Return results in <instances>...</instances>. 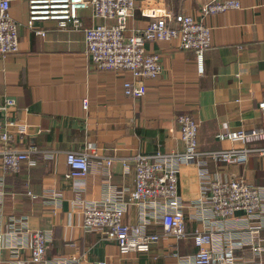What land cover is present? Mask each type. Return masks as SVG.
Listing matches in <instances>:
<instances>
[{"label":"crops","instance_id":"obj_1","mask_svg":"<svg viewBox=\"0 0 264 264\" xmlns=\"http://www.w3.org/2000/svg\"><path fill=\"white\" fill-rule=\"evenodd\" d=\"M210 1L137 0L127 34L147 26L149 20L140 10L152 3L169 4L175 14L198 18ZM238 1L239 9L205 20L212 40L202 75L193 52L181 50L176 42L149 43L147 51L160 54L163 68L157 78L145 81L147 94L137 99L125 95L123 84L132 79L130 74L90 67L82 31L61 30L52 20L37 21L36 29L46 32L37 35L28 27L27 0L12 3L20 52L0 58V120L8 117L29 126L14 145L35 151V165L25 163L18 175H5L0 167V264H34L27 234L31 230L48 232L49 261L77 256L108 264H194L193 234L199 231L212 236L209 249L225 259L212 264H264V213L255 219L237 213L216 221L198 202L202 169L223 179L243 177L264 186V158L259 156L241 165L200 157L198 163L179 166V199L186 219L183 239L165 237L146 253L123 255L105 230H87L82 224L86 205L106 199L117 204L116 195L135 190L136 156L184 152L178 116L190 115L200 123L201 153L242 146L219 141L223 131L263 126L259 104L264 102V0ZM79 16L85 27L104 22L95 21L90 9ZM9 99L15 107L5 106ZM83 101L89 103L87 109ZM71 152L90 154L87 177H66ZM162 205L144 209L129 204L124 221L131 226L145 221L146 233L161 235Z\"/></svg>","mask_w":264,"mask_h":264},{"label":"built area","instance_id":"obj_2","mask_svg":"<svg viewBox=\"0 0 264 264\" xmlns=\"http://www.w3.org/2000/svg\"><path fill=\"white\" fill-rule=\"evenodd\" d=\"M17 0H0V58L17 56L20 52L19 23L10 15L12 3ZM29 5L28 27L37 35L45 36V31L35 27L37 21H55L61 30L82 31L86 35V52L90 67L98 72H113L116 75L130 74L132 79L124 85L129 98H142L147 94V80H154L161 72L160 54L149 52L146 46L153 42H176L178 47L193 52L199 74H204V61L211 50L212 32L205 20L241 7L238 0H212L202 6L198 18L191 15L175 14L171 5L152 3L141 8L147 26L135 29L129 34L128 23L137 7V0H27ZM92 11L95 21L101 24L85 27L80 13ZM87 109L89 103L83 101ZM5 106L15 107V101L6 100ZM264 119V102L259 104ZM178 133L184 146L183 153L155 155L139 154L135 162V190L129 194L119 193L115 199L98 204L86 205L82 211L83 228L105 230L107 238L115 241L121 254L148 252L151 247L165 237H186V219L179 199V174L181 165L198 163L200 157H211L226 164L247 162L251 157L264 158V124L257 129L223 131L219 141L241 143L240 148L225 149L220 152L201 153L198 149L200 123L190 115L178 116ZM29 126L10 120H0V167L5 175H18L25 163L34 166L32 149H18L14 142L26 135ZM111 160H107L110 164ZM69 173L67 178H85L89 175L90 154L71 152L67 154ZM201 165V164H200ZM202 195L198 202L209 210L210 218L226 221L237 213L255 219L264 213V186H254L243 177L223 179L208 170H200ZM28 195L33 199L31 192ZM129 204H137L144 209L148 204H163L160 220L163 225L161 235L148 234L145 221L139 226L128 225L124 221ZM30 257L34 264H108L105 261H91L72 256L68 259L48 260L46 251L50 243L48 232L27 231ZM194 241L197 253L194 264L223 262V256H215L209 245L212 236L196 231ZM1 242V236H0ZM232 252L227 255L231 256ZM226 255V256H227Z\"/></svg>","mask_w":264,"mask_h":264}]
</instances>
